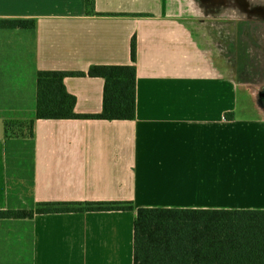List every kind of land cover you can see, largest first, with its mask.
<instances>
[{
    "label": "crops",
    "instance_id": "1",
    "mask_svg": "<svg viewBox=\"0 0 264 264\" xmlns=\"http://www.w3.org/2000/svg\"><path fill=\"white\" fill-rule=\"evenodd\" d=\"M2 19L36 27L0 26V210L264 209V0H0ZM134 36V119H37L34 136H5L6 119L34 117L39 70L131 64ZM104 84L65 78L84 114L102 111ZM136 215L0 218V264H134Z\"/></svg>",
    "mask_w": 264,
    "mask_h": 264
},
{
    "label": "trees",
    "instance_id": "2",
    "mask_svg": "<svg viewBox=\"0 0 264 264\" xmlns=\"http://www.w3.org/2000/svg\"><path fill=\"white\" fill-rule=\"evenodd\" d=\"M93 6L94 0H87ZM3 28H34L32 19H2ZM131 64L92 65L87 71L39 70L33 118L5 120V136H34L37 119L132 120L136 116L137 39ZM70 76L104 79L103 109L84 114L67 90ZM136 210L134 264H264V209L136 208L129 201L45 202L35 209L0 210V218H32L36 213Z\"/></svg>",
    "mask_w": 264,
    "mask_h": 264
},
{
    "label": "rangeland",
    "instance_id": "3",
    "mask_svg": "<svg viewBox=\"0 0 264 264\" xmlns=\"http://www.w3.org/2000/svg\"><path fill=\"white\" fill-rule=\"evenodd\" d=\"M242 102L245 103V104H247L245 97H242ZM245 110L247 111V105H246V109ZM252 111L254 112L255 110L253 109Z\"/></svg>",
    "mask_w": 264,
    "mask_h": 264
},
{
    "label": "water",
    "instance_id": "4",
    "mask_svg": "<svg viewBox=\"0 0 264 264\" xmlns=\"http://www.w3.org/2000/svg\"><path fill=\"white\" fill-rule=\"evenodd\" d=\"M261 96L264 97V91L261 93Z\"/></svg>",
    "mask_w": 264,
    "mask_h": 264
}]
</instances>
